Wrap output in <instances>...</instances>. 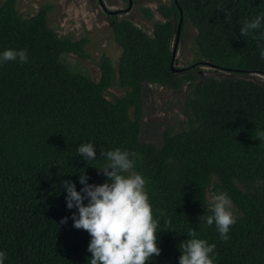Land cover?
I'll list each match as a JSON object with an SVG mask.
<instances>
[{
	"label": "trees",
	"instance_id": "1",
	"mask_svg": "<svg viewBox=\"0 0 264 264\" xmlns=\"http://www.w3.org/2000/svg\"><path fill=\"white\" fill-rule=\"evenodd\" d=\"M179 6L196 29L194 59L186 72L170 68ZM50 8L43 4L24 16L16 0L0 5V54L23 49L28 57L26 63H0L4 264H90L91 237L73 226L78 209L67 207L62 181L74 182L77 191L84 172L89 184L108 182L97 169L106 163L100 150L116 148L135 153L133 170L144 177L154 219L160 221L161 253L147 264H179V244L194 238L188 235L193 230L195 238L215 244L214 264H264V146L253 137L264 131V85L199 74V66L207 64L264 75V21L240 35L246 21L264 17V0H170L157 6L163 20L140 7L150 33L109 15L121 56L115 65L101 54L98 79L65 61L69 53L87 57L88 39L58 35L47 24ZM186 83L193 87L181 108L180 129L167 125L160 145L141 140L145 86L178 90ZM113 86L123 93L109 92ZM82 143H93L95 160L77 154ZM208 188L213 195L226 192L239 212L227 241L215 223H206L212 214Z\"/></svg>",
	"mask_w": 264,
	"mask_h": 264
},
{
	"label": "clouds",
	"instance_id": "2",
	"mask_svg": "<svg viewBox=\"0 0 264 264\" xmlns=\"http://www.w3.org/2000/svg\"><path fill=\"white\" fill-rule=\"evenodd\" d=\"M229 15L227 12L226 16ZM262 21V16L246 21L240 27V35L247 36L259 29ZM260 39L264 40V33ZM260 55L264 58V48L260 49ZM17 59L21 63L27 62L25 50L6 49L0 54V63ZM253 137L264 142V131H257ZM100 152L106 163L97 169L108 182L89 184L84 172L79 176L83 187L77 191L74 182L62 181L67 192V207L78 209V216L76 213L72 216L73 226L87 231L91 237L88 245L90 264H147L150 258L161 253L157 235L160 221L154 219L144 177L133 171L134 160L130 155L135 156V153L120 148L107 152L101 149ZM77 154L86 161L95 160L96 150L93 143H82ZM85 199L87 204L83 203ZM210 208L212 214L206 217L207 225L215 223L221 240L227 241L229 229L236 223L229 195L226 192L212 195ZM160 215L164 214L161 212ZM66 221L64 218L63 222ZM164 224L170 225V219H165ZM188 235L194 238L179 244L182 252L179 264H214L215 244L195 238V230ZM6 255L0 251V264H4Z\"/></svg>",
	"mask_w": 264,
	"mask_h": 264
},
{
	"label": "rangeland",
	"instance_id": "3",
	"mask_svg": "<svg viewBox=\"0 0 264 264\" xmlns=\"http://www.w3.org/2000/svg\"><path fill=\"white\" fill-rule=\"evenodd\" d=\"M3 2L4 0H0V5ZM163 2L169 3L170 0H133L131 8L126 10L127 0H16V8L19 13L28 16L35 14L41 5H50L51 8L47 13V24L50 28L60 36L70 35L73 39L81 37L88 39L85 46L87 57L69 53L64 57L65 61L76 69L88 71L93 78L98 79L97 62L101 54L108 55L115 65L121 56V47L113 39L109 15H114L116 19L131 20L150 33L151 23L140 16L139 8L148 7L153 11L155 19L163 20L157 12V6ZM183 22L184 26L180 32L174 65L183 68L181 72H186L187 67L194 59L193 40L196 36V29L188 19L183 20ZM199 69L201 77L236 76L264 85V75L256 72L241 74L207 64L200 65ZM192 87L193 83H186L178 90L166 86H145L141 140L153 141L160 145L161 133L167 125L175 127L176 130L180 129L185 120L181 108ZM108 91L118 95L123 93L121 89L115 86L109 88ZM107 97H109L108 94ZM262 145L264 146V142ZM212 195L210 188H208L207 201L209 205ZM232 212L234 216L239 215L233 204Z\"/></svg>",
	"mask_w": 264,
	"mask_h": 264
},
{
	"label": "water",
	"instance_id": "4",
	"mask_svg": "<svg viewBox=\"0 0 264 264\" xmlns=\"http://www.w3.org/2000/svg\"><path fill=\"white\" fill-rule=\"evenodd\" d=\"M127 2H128V6L126 7V10L131 8V6L133 4V0H127ZM178 9H179V18H178V22H177V26H176L175 37H174V40L172 42V52H171V60H170V68L174 72L183 71V68H179V67H176L174 65V59L176 57V52H177L179 38H180L181 26H182V23L184 20V14H183L181 7L179 6ZM112 12H114V11H112Z\"/></svg>",
	"mask_w": 264,
	"mask_h": 264
}]
</instances>
